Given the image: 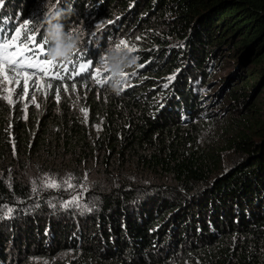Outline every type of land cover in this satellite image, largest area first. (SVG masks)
Listing matches in <instances>:
<instances>
[{
    "label": "trees",
    "instance_id": "obj_1",
    "mask_svg": "<svg viewBox=\"0 0 264 264\" xmlns=\"http://www.w3.org/2000/svg\"><path fill=\"white\" fill-rule=\"evenodd\" d=\"M2 1L0 28L36 21L32 33L46 55L47 0ZM71 2L69 31L86 34L71 60L57 61L64 79H42L46 108L30 113L0 98V204L19 206L12 218L0 215V264L67 252L76 257L68 264H264V122L256 141L238 133L241 158L226 170L216 150L199 147L197 128L208 115L199 110L200 91L224 49L254 66L256 87L264 83V0ZM134 29L153 43L137 55L140 79L129 71L110 90L95 57L108 61L111 42L136 52L139 42L126 38ZM175 68L181 73L170 82ZM239 79L241 88L249 84ZM78 91L80 101L72 97ZM63 171L100 182L86 184V213L35 197L30 172ZM158 174L155 183L150 175Z\"/></svg>",
    "mask_w": 264,
    "mask_h": 264
},
{
    "label": "rangeland",
    "instance_id": "obj_2",
    "mask_svg": "<svg viewBox=\"0 0 264 264\" xmlns=\"http://www.w3.org/2000/svg\"><path fill=\"white\" fill-rule=\"evenodd\" d=\"M2 4L3 1L1 0L0 15ZM115 15L118 14L116 13ZM129 17L131 16L127 15L124 21L128 20ZM22 20L12 27V29L8 32L0 28V42H3L4 39H11V37L15 35L14 29L17 27H22L24 21H28ZM108 20L109 22L111 21L110 19H106L104 21ZM104 21L98 20L95 22V24L103 25L105 24ZM133 24L134 22L128 25V31L131 29ZM36 25V21H33L31 25L28 24L26 28H22L23 37L26 38L27 35L33 34L32 32L35 30ZM31 26H33V30L30 29ZM134 27L137 28L135 25ZM125 29H127V27ZM125 33L126 31H123L121 34L123 35ZM159 34H162L160 30L156 36L158 37ZM1 38L4 39L1 40ZM126 38L132 39L135 43L139 42L137 46H134V49H137L136 52H132L125 47L122 48L126 50L129 55L135 56L137 58V55L140 53V51H151L150 47H152L153 43L146 41L144 36H140L138 29H134L130 35L126 34ZM167 41L172 43V38L167 39ZM107 45V50L112 47L121 48L119 44L115 45L114 42H111V44ZM29 47L32 48L33 45L29 44ZM155 49H158V47H155ZM171 49L178 50L177 48ZM34 50L37 53V59L48 58L45 53L40 52L38 48ZM42 53H44V55H42ZM26 54L32 55V52H28ZM101 57H103V55H101ZM95 59L98 63H100V67L104 68L106 75L105 78L110 79V71L107 60L101 59L97 56ZM159 59L160 57L156 58V56H154V60H152L153 66H157L161 62ZM142 63L143 60L137 58L136 65L125 70L126 75L129 74V71H132L131 75L136 74L133 80H139L140 73L135 72V68L138 66L141 68L144 65ZM214 63V70L208 71L210 76L207 79V85L200 91V100L198 99V102L200 101L201 103L199 110L208 114L202 119L204 121L201 123L202 126L199 125L197 127L199 129L198 143L200 148H205V150L208 152L210 151V153H214L211 151L212 149L216 150V159L219 158L220 160L219 166L223 170H226L235 166L241 158L240 149L234 144V142L239 137L238 133L248 136L252 141H256L259 138L258 131L261 129L262 123L264 122V83L259 87L258 85L256 87L255 84H257L260 79H255L254 82L250 80V75H253L255 71L254 66L252 64H242V61H239V58L235 57L230 50L224 49L221 52L220 57L214 59ZM185 64H187V61ZM90 66L93 68L92 64ZM180 70L181 69H176L172 74H170L168 77L170 82H172L173 78H176L181 73ZM240 74H244L243 80H248L249 82V84L245 85L243 88L240 87ZM8 75L11 82L5 81L2 77H0V98L8 100V97H10L12 100L11 104H17L19 108H23L25 111L27 110L30 113H39L40 110L46 108V103L44 105L42 98L39 97L38 94L41 90L38 88H41L40 85L42 79L32 77L28 81V92L26 94L24 92L23 76L16 77L15 74L11 72ZM128 76L130 78V75ZM160 83L161 82H156V87H160V85H162ZM171 91L172 90L168 89L166 96L171 94ZM158 92L159 91H155L154 94H157ZM79 93L80 91L72 94V97H74V99L77 101H80L85 97ZM194 122L197 123L198 120H195ZM38 173H29V180L32 190L34 186L33 182H35L36 191L34 194L36 198H40V196L45 195L44 199L46 200L56 198L60 203L74 205L78 204L80 205V209H82L81 213L87 212V206L85 205V203H87L85 200V195L87 196V194H85V191L87 192L88 190L86 189V184L88 183L89 185H93V183H100L95 182L96 178L90 176V174H85V176H83L69 171H63L58 174L52 173L51 175L48 173ZM49 178L54 180L58 187H46L42 183L44 180ZM150 178L155 180V183H158L159 174L150 175ZM65 181H68V183H65ZM81 204H84L85 206H81ZM12 207L13 206H8L4 203H1L0 215L4 216L8 212L9 214L6 217L12 218L15 216L14 214H16V212L13 213V210H19V206L14 205V207ZM9 209L12 211L9 212ZM74 258H76L74 252L62 253L58 257H55L52 261L42 260L39 257L33 256L30 258L27 264H68Z\"/></svg>",
    "mask_w": 264,
    "mask_h": 264
},
{
    "label": "clouds",
    "instance_id": "obj_3",
    "mask_svg": "<svg viewBox=\"0 0 264 264\" xmlns=\"http://www.w3.org/2000/svg\"><path fill=\"white\" fill-rule=\"evenodd\" d=\"M60 3H63L64 7L53 3L52 0H47L45 3L47 10L44 13L42 26L46 39L51 44L48 50V57L54 61L68 62L80 48L86 31L84 27L69 31V18L76 16L77 12L71 0H60ZM136 61L137 58L135 56L129 55L122 48L112 47L108 49L107 63L110 71L108 88L110 90L119 89L125 70L135 66Z\"/></svg>",
    "mask_w": 264,
    "mask_h": 264
},
{
    "label": "snow or ice",
    "instance_id": "obj_4",
    "mask_svg": "<svg viewBox=\"0 0 264 264\" xmlns=\"http://www.w3.org/2000/svg\"><path fill=\"white\" fill-rule=\"evenodd\" d=\"M29 24L28 21H24L22 27L14 29L15 35L11 39H4L0 42V77L3 80L11 82L9 73H14L16 77L23 76L24 78V92H28V81L32 77L43 79L45 76H51L54 79H64L61 72L55 71L57 61L52 59H37V53L34 49H39L40 52H45L42 45L37 43L35 34H29L26 38L23 37L22 28H26ZM47 42V41H45ZM123 43V42H122ZM29 44L33 47L30 48ZM32 52V55L26 53ZM48 57V51L46 53ZM64 72H68L69 69L66 65H61ZM75 69H73L74 71ZM81 71H84V66L81 65ZM79 74V73H78ZM99 75V73L97 74ZM126 76V73L123 74ZM99 83H104L103 80H99ZM51 85L49 84V87ZM167 87V85H165ZM9 103H12L10 97H8ZM46 187H58L57 183L52 179H46L42 182ZM68 183V181H65ZM33 192L36 191L35 182H33ZM70 186V185H69ZM67 206V204L65 205ZM12 210L9 209V212Z\"/></svg>",
    "mask_w": 264,
    "mask_h": 264
}]
</instances>
